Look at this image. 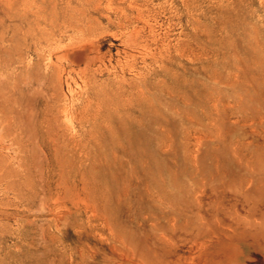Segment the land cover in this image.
Masks as SVG:
<instances>
[{
  "label": "rangeland",
  "instance_id": "rangeland-1",
  "mask_svg": "<svg viewBox=\"0 0 264 264\" xmlns=\"http://www.w3.org/2000/svg\"><path fill=\"white\" fill-rule=\"evenodd\" d=\"M0 264H264V0H0Z\"/></svg>",
  "mask_w": 264,
  "mask_h": 264
}]
</instances>
